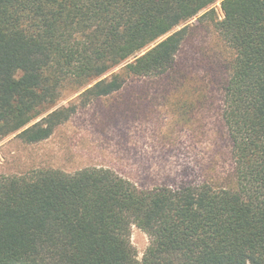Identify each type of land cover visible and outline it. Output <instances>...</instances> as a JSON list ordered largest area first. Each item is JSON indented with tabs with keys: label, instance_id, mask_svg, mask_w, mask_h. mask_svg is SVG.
Instances as JSON below:
<instances>
[{
	"label": "trees",
	"instance_id": "1",
	"mask_svg": "<svg viewBox=\"0 0 264 264\" xmlns=\"http://www.w3.org/2000/svg\"><path fill=\"white\" fill-rule=\"evenodd\" d=\"M196 16L230 50L216 83L222 180L142 189L108 167L0 176V264H264V0H0V141H44L135 81L181 92L191 113L211 103V75L175 64ZM133 226L149 239L141 260Z\"/></svg>",
	"mask_w": 264,
	"mask_h": 264
},
{
	"label": "rangeland",
	"instance_id": "2",
	"mask_svg": "<svg viewBox=\"0 0 264 264\" xmlns=\"http://www.w3.org/2000/svg\"><path fill=\"white\" fill-rule=\"evenodd\" d=\"M198 16L187 23L190 33L175 64L192 76L211 75L214 101L191 113L176 100L181 92L165 96L161 82H132L113 96L79 108L44 141L24 143L14 135L4 138L0 141V176L37 168L74 172L83 167H108L142 189L199 182L206 176L222 180L229 169V141L220 119L216 83L226 71L230 50L212 23L199 22ZM68 97L65 93L58 105L67 104ZM130 241L141 260L148 236L133 226Z\"/></svg>",
	"mask_w": 264,
	"mask_h": 264
}]
</instances>
